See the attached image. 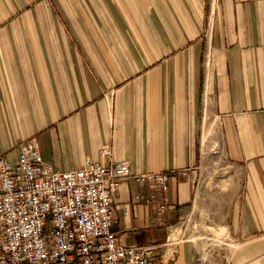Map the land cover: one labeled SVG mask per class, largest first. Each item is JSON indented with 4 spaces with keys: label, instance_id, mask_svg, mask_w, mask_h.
I'll return each mask as SVG.
<instances>
[{
    "label": "crops",
    "instance_id": "obj_1",
    "mask_svg": "<svg viewBox=\"0 0 264 264\" xmlns=\"http://www.w3.org/2000/svg\"><path fill=\"white\" fill-rule=\"evenodd\" d=\"M29 138L60 170L166 171L163 211L134 178L111 204L167 264L194 261L183 217L264 234V0H0V155Z\"/></svg>",
    "mask_w": 264,
    "mask_h": 264
},
{
    "label": "built area",
    "instance_id": "obj_2",
    "mask_svg": "<svg viewBox=\"0 0 264 264\" xmlns=\"http://www.w3.org/2000/svg\"><path fill=\"white\" fill-rule=\"evenodd\" d=\"M34 138L0 155V264H167L153 244L126 245L113 228V197L129 178L151 183L148 204L166 207V171L133 174L128 160L86 159L60 170ZM106 156L109 152L104 150ZM126 211V208L124 209Z\"/></svg>",
    "mask_w": 264,
    "mask_h": 264
},
{
    "label": "rangeland",
    "instance_id": "obj_3",
    "mask_svg": "<svg viewBox=\"0 0 264 264\" xmlns=\"http://www.w3.org/2000/svg\"><path fill=\"white\" fill-rule=\"evenodd\" d=\"M181 222L188 227L190 237L197 239V252L192 264H264V234L234 242L229 237L223 238V232L215 225L208 227L197 222L193 225L184 217Z\"/></svg>",
    "mask_w": 264,
    "mask_h": 264
},
{
    "label": "bare ground",
    "instance_id": "obj_4",
    "mask_svg": "<svg viewBox=\"0 0 264 264\" xmlns=\"http://www.w3.org/2000/svg\"><path fill=\"white\" fill-rule=\"evenodd\" d=\"M206 119V118H205ZM206 123H207V121H206ZM212 127V123L211 122H209V128H211ZM208 127H206L205 125H204V129H205V133H203V144H205L206 143V139L208 138V134H211V129H209ZM205 148V147H204ZM256 245V244H255ZM255 245H253V247L255 246ZM262 245H264V244H262ZM237 246V245H236ZM260 248V247H259ZM202 257H205V254L202 256Z\"/></svg>",
    "mask_w": 264,
    "mask_h": 264
}]
</instances>
